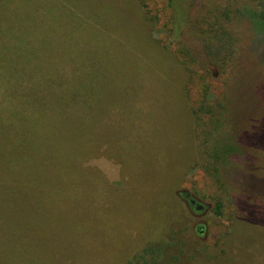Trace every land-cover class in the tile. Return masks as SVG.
Wrapping results in <instances>:
<instances>
[{
    "label": "rangeland",
    "instance_id": "1",
    "mask_svg": "<svg viewBox=\"0 0 264 264\" xmlns=\"http://www.w3.org/2000/svg\"><path fill=\"white\" fill-rule=\"evenodd\" d=\"M151 247L264 264V0H0V264Z\"/></svg>",
    "mask_w": 264,
    "mask_h": 264
},
{
    "label": "trees",
    "instance_id": "2",
    "mask_svg": "<svg viewBox=\"0 0 264 264\" xmlns=\"http://www.w3.org/2000/svg\"><path fill=\"white\" fill-rule=\"evenodd\" d=\"M170 1V3L171 4H173L174 2H175V0H169ZM232 148V147H231ZM231 150H233V148L231 149ZM152 251H154V248H148V249H146L145 251H144V253L143 254H141V255H138L136 258H138V259H143L144 261H146V263L145 264H157V261H156V256H155V254L152 252ZM153 253V256L152 257H150L149 256V253ZM151 253V254H152ZM149 260V261H148ZM135 264V263H134Z\"/></svg>",
    "mask_w": 264,
    "mask_h": 264
}]
</instances>
